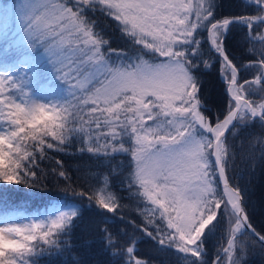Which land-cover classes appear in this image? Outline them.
Masks as SVG:
<instances>
[{"label": "snow or ice", "instance_id": "6c2138e0", "mask_svg": "<svg viewBox=\"0 0 264 264\" xmlns=\"http://www.w3.org/2000/svg\"><path fill=\"white\" fill-rule=\"evenodd\" d=\"M239 6L245 11L218 17L217 0H204L197 23L178 28L188 14L174 0H0V181L34 186L28 177L36 176L33 167L45 149L63 151L73 138L82 151L86 146L94 155L130 158L126 176L113 175L115 169L94 186L72 189L86 204L68 203L26 223L0 226V264H38L45 257L48 264H89L87 252L96 244L105 264H147L138 252L145 233L190 253L195 259L187 264H210L206 240L224 215L231 225L223 249L229 264H242L251 247L244 237L264 249V231L251 223L244 194L228 175L225 132L237 134L232 130L241 124L264 128V102L251 100L254 95L264 100V0H239ZM97 15L115 20L121 35L139 46L132 55L112 47ZM236 28L247 29L249 42L260 44L258 53L249 48L255 58L243 68L254 76L243 82L224 46ZM197 29L208 32L210 51L230 70L222 77L225 92L236 94L223 121L213 120L201 95L198 74L212 65L197 48ZM241 93L248 96L243 105ZM29 137L34 143H23ZM117 181L121 190L158 205L153 215L172 231L127 224L121 229ZM221 183L229 199L218 216ZM8 191L0 187V194ZM86 215L96 219L85 224Z\"/></svg>", "mask_w": 264, "mask_h": 264}, {"label": "trees", "instance_id": "16d2710c", "mask_svg": "<svg viewBox=\"0 0 264 264\" xmlns=\"http://www.w3.org/2000/svg\"><path fill=\"white\" fill-rule=\"evenodd\" d=\"M203 2L204 0H195L194 18H197V6L202 5ZM217 3L220 5L217 9L218 17L231 16L245 11L239 6V0H217ZM96 20L98 28L107 38L111 39L113 48L124 49L132 55L135 48L139 47L131 45L127 38L121 35L115 20L102 15H97ZM260 31L264 32V29H260ZM247 34V29L236 28L229 33L224 41L229 58L240 69L239 79L241 82L251 80L254 76L252 70L243 68L249 63L250 57L255 58V54L249 52V48L255 46L257 53L260 49L259 42H249ZM193 37L200 42L197 48L203 54V60L212 65L210 68L202 69L198 74L202 85L201 95L211 109L213 120L218 118L222 121L228 113L230 102L229 93L225 92L227 82L222 77L224 71L230 70L223 68L221 58L215 52L210 51L212 45L207 31L197 29L193 32ZM144 58L151 60V57ZM242 94L248 98L246 94ZM251 100L255 103L264 102L259 95L252 96ZM231 103L234 104L233 101ZM26 131H29L27 127ZM232 131L237 134L229 135L228 132L226 135L229 147L228 175L232 178L231 183L238 185L244 194L246 211L250 216L251 223L258 232L264 231V128H261L259 123L249 124L247 128L241 124L238 129ZM41 135L43 133L37 132V136ZM44 139L54 144L57 143L51 136H44ZM23 143L30 145L34 141L29 137ZM61 147L63 151L46 148L43 158L37 160L33 167L36 176L28 177L30 182L32 180L37 182L34 186L4 185L0 181V187L9 190L6 194H0V219L18 215L39 218L49 212L53 205L59 203H62V207L68 203H74L77 206L81 202L86 204V200L81 201L80 197L72 195L73 188L81 191L94 186L99 183L98 178L108 175L115 169H118V173L113 172V175H127L130 158L126 155L110 159L104 155L87 152L86 146L82 151V143L78 138H73L70 143ZM103 151L101 149V152ZM110 151L111 148H109ZM37 156L39 157V153ZM60 171L65 172L66 176H61ZM116 192L122 197L121 206L117 209L118 216L122 217L121 229L127 224L129 229L138 227L141 230L147 229L155 232L159 226L163 231H172L167 229L166 223L161 221L159 216L152 214L151 210L154 211L156 208L146 197L137 198L134 192L121 190L118 181L116 182ZM218 192L223 196L221 209L217 210L219 216L222 211H225L224 203L227 202V199L222 192L221 185ZM230 208L228 205V210ZM108 215L114 214L109 213ZM219 218L221 219L220 225L214 230V234L206 240L207 255L205 258L210 261V264H229L228 255L223 252V249L227 247L231 225L228 223L227 215ZM94 219L96 217L86 215L84 223L87 224ZM89 238L94 241L96 239L94 234ZM244 242L250 244L251 247L247 250L242 264H264V249L253 243L251 237H244ZM30 243H37V241ZM168 243L169 241L165 240L164 245H160L147 237L145 233L143 242L138 246V252L147 261V264H187L188 260L195 259L190 256V253H179L175 246L169 248ZM218 255L221 257L219 260H217ZM87 259L89 264H105L106 260L101 254L98 244L88 250ZM38 264H48V259L42 258Z\"/></svg>", "mask_w": 264, "mask_h": 264}, {"label": "rangeland", "instance_id": "374dc122", "mask_svg": "<svg viewBox=\"0 0 264 264\" xmlns=\"http://www.w3.org/2000/svg\"><path fill=\"white\" fill-rule=\"evenodd\" d=\"M174 2H179V3H182L185 5V8L187 9V14H188V20L186 21L185 25H178V28H182V27H186L188 26L189 24H195L197 23V18H193L194 16L192 14H194V9H196V4H195V0H174ZM181 16L185 15V12L182 11L180 13ZM172 23H177V21L173 20ZM176 38L177 39H181L182 36L180 35L179 31L176 32ZM163 59V58H161ZM241 96H244L242 93H241ZM62 203H59V204H56V205H53L52 208L49 210V212H47L46 214L44 215H48L52 212L55 211L56 208L58 207H62L61 205ZM76 205V204H75ZM155 208L158 207V205H154ZM171 211V210H170ZM152 214H153V211L151 210ZM43 215V216H44ZM171 215L172 216H175V212H171ZM30 219L32 218H29V217H25L23 215H18V216H9V217H6V218H3V219H0V226H3L5 223H26L28 222Z\"/></svg>", "mask_w": 264, "mask_h": 264}, {"label": "water", "instance_id": "95a60500", "mask_svg": "<svg viewBox=\"0 0 264 264\" xmlns=\"http://www.w3.org/2000/svg\"><path fill=\"white\" fill-rule=\"evenodd\" d=\"M238 79H239V73H238ZM229 95L231 96L232 93H230ZM244 99H246V98H245L244 96H242V99H241V104H242V105H243ZM233 101H234V100H233ZM234 102H235V101H234ZM233 110H235V109H233ZM241 110H243V109H241ZM238 115H239V113H238ZM233 123H236V121H233ZM229 127L231 128V126H229ZM227 133H228V131L225 132V136L227 135ZM220 185H221V189H222V191H223V194L225 195L226 199L228 200V199H229V196L226 194V190L224 189L223 184L221 183ZM230 206H231V205H230Z\"/></svg>", "mask_w": 264, "mask_h": 264}, {"label": "bare ground", "instance_id": "6f19581e", "mask_svg": "<svg viewBox=\"0 0 264 264\" xmlns=\"http://www.w3.org/2000/svg\"><path fill=\"white\" fill-rule=\"evenodd\" d=\"M236 93H235V90H233V92H232V95H235Z\"/></svg>", "mask_w": 264, "mask_h": 264}]
</instances>
